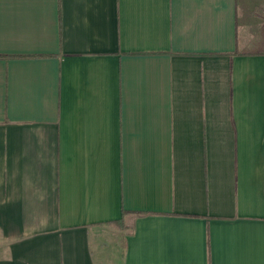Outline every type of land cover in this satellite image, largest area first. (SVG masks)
I'll use <instances>...</instances> for the list:
<instances>
[{"label": "crops", "instance_id": "obj_1", "mask_svg": "<svg viewBox=\"0 0 264 264\" xmlns=\"http://www.w3.org/2000/svg\"><path fill=\"white\" fill-rule=\"evenodd\" d=\"M0 264H264V0H0Z\"/></svg>", "mask_w": 264, "mask_h": 264}]
</instances>
